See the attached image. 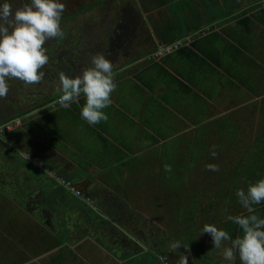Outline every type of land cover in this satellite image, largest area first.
Instances as JSON below:
<instances>
[{"label": "crops", "instance_id": "crops-1", "mask_svg": "<svg viewBox=\"0 0 264 264\" xmlns=\"http://www.w3.org/2000/svg\"><path fill=\"white\" fill-rule=\"evenodd\" d=\"M60 2L65 4L62 39L78 43L77 49L60 50L61 59L80 52L86 58L91 52L103 54L113 64L116 89L111 105L103 110L107 121L96 125L81 118L83 96L63 108L56 103L57 89L46 102L35 104L26 119L18 116L15 141L27 150L29 163L43 166L48 176L53 172L56 178H50L70 183L91 201L70 191L76 200L50 197L48 193L55 192L45 193L44 185L29 191L25 207H17L23 219L38 229L32 233L34 245L31 241L25 252L26 263L63 264L53 260L65 248L53 237L52 220L71 215L74 222L82 216L83 231L89 229L94 239L89 238L88 244L83 232L72 231L67 235L72 243L68 251L77 255L80 249L91 260L118 264L107 250L129 247L130 238L111 226H93L96 217L91 224L86 222L87 206L98 216L116 218L117 224L142 237L137 214L122 205L145 203L142 189L155 188L157 193L162 186L160 156L165 143L176 140L175 148L181 149L182 141L187 150L198 143L209 156L215 146L220 159L229 134L234 138L239 133V140L255 138L258 125L264 124V0ZM99 40L103 41L101 51ZM178 42L182 44L178 49L152 58L163 46ZM239 55L246 60L241 63L242 78ZM248 74L251 81L246 79ZM248 116H256L253 130L243 134ZM13 202L8 199V203H19ZM98 234L106 247L96 240Z\"/></svg>", "mask_w": 264, "mask_h": 264}, {"label": "rangeland", "instance_id": "rangeland-1", "mask_svg": "<svg viewBox=\"0 0 264 264\" xmlns=\"http://www.w3.org/2000/svg\"><path fill=\"white\" fill-rule=\"evenodd\" d=\"M3 2L5 0H0V3ZM7 2L15 9L30 3V0H7ZM62 18L61 22L65 21ZM70 40L50 39L47 43H51V45L53 43L54 50H56L57 44L61 45V50L69 49L71 46L77 49L75 45L78 43ZM76 49L71 50L75 52ZM56 53L53 54L51 51L50 61L56 59ZM243 56L239 55V62H237L241 78L244 72L242 64L246 63ZM251 78V75L248 74L246 79L251 81ZM55 80L58 79H53L51 86L49 84L47 88H44L48 96L59 87ZM247 118L249 123L244 125L243 134L253 130L256 116ZM258 128V134L251 139L244 137L239 140V133L234 138H231L232 136L229 134L226 141L227 149L223 155L219 156L220 159H217V156L207 155L198 143L192 150L183 148L187 145L182 141L181 149L175 148L178 143L176 140L165 143L164 154L160 156L163 167L161 171L162 186L157 189V193H155V188L142 189V194L146 196L144 199L147 200L145 203L122 205L129 209L133 208L130 213L137 214L142 237L135 236L123 224H117L116 218L113 217V220H110L103 214H100V217L93 212V207L87 206L89 213L86 222L91 224L90 219L96 217L98 222L93 223V226L99 224L101 228L111 226L118 233L130 238L128 239L129 247L126 246L115 251L107 247L108 254L109 251L112 252L110 253L112 259H115L118 264H178L180 256L183 254L188 256V264H241L238 255L234 261H226L223 258V250L225 246H228V242H225V245L220 249L214 248L212 237L208 233H203V227L205 224H215L218 229L229 233L234 222L227 220L228 215H232V211H227V186L232 183L236 192L241 189L246 192L250 185L264 179V124L258 125ZM21 129L23 130L24 127ZM25 135L27 134L25 133ZM0 143H4V146L3 144L0 146V180L2 179L5 185L1 191L12 202L15 200L14 195H17L19 199L17 205L2 204L0 225L2 230L9 232L0 231V264H27L26 253L21 252L22 243L27 246L28 241L33 240L32 233L37 234L38 229H34L33 223L23 219L22 212L20 213L17 208L25 207L24 196H28L29 191L41 190L43 185L46 188L43 190L45 193L55 192L54 194L48 193L49 196L65 195L71 199H75V196H72L59 182L60 185H58L57 180L50 178L42 168L36 167L34 164L39 166L37 163L32 161L34 164H30L26 157L21 155L24 150L22 151L19 146L13 147L9 134L4 132L0 135ZM209 164L218 165L219 171L207 170L206 166ZM166 166H170V170H166ZM6 189L9 193L6 192ZM221 199L223 204L218 206L217 203L221 202ZM4 202H8V199H5ZM254 207L255 214L263 218L264 210H259L257 205ZM243 210L245 209L239 202V211ZM243 214L248 215L247 210ZM82 225V216L78 222H74L71 215L68 217L64 215L63 220H52L53 237L65 248L60 254H57L60 257L56 260L53 259L55 262L84 264L87 261L86 264H102L98 260H91V257L88 254H83L80 249V254L77 255H72L71 251H68L72 243L67 235L72 231L74 233L83 232L88 244L91 241L89 238L94 239L93 233L89 229L83 231ZM30 234H32L31 238H29ZM95 238L106 247V241H103L104 237L98 234ZM175 242H180L183 246L173 251L171 244ZM31 244V246L34 245L33 241ZM171 256L174 260L168 259Z\"/></svg>", "mask_w": 264, "mask_h": 264}, {"label": "clouds", "instance_id": "clouds-1", "mask_svg": "<svg viewBox=\"0 0 264 264\" xmlns=\"http://www.w3.org/2000/svg\"><path fill=\"white\" fill-rule=\"evenodd\" d=\"M64 11L65 4L60 0H30V3L15 9L7 0L0 3V98L8 95L9 79H18L25 85H37L43 80L45 74L42 69L49 62L44 45L50 39L64 37L61 28ZM91 64L92 67L75 78L60 74V87L57 89L60 95L56 103L68 108L83 96L86 103L82 107L81 118L90 125H96L108 119L103 110L111 105L116 84L113 64L103 54L94 55ZM214 149L215 146L213 157L216 156ZM28 158L29 155L26 156ZM206 168L219 171L215 164ZM166 170H170V166H166ZM236 195L248 215L229 216L228 220L237 224L243 235L232 239L228 232L212 224H205L203 233L210 234L216 249L228 242L223 250L226 261H234L238 254L241 264H264V218L255 214L254 207L264 202V179L250 185L246 192L238 190ZM181 246L180 242H175L171 249L176 251ZM178 264H188V256L181 254Z\"/></svg>", "mask_w": 264, "mask_h": 264}, {"label": "flooded vegetation", "instance_id": "flooded-vegetation-1", "mask_svg": "<svg viewBox=\"0 0 264 264\" xmlns=\"http://www.w3.org/2000/svg\"><path fill=\"white\" fill-rule=\"evenodd\" d=\"M106 41L108 43L107 39H106ZM49 45H51V43H47V42L44 45V47L46 49V54L49 57V62L42 69V71L45 74L43 80L37 85H25L22 81H19L18 79H9L7 81L8 86H9L8 95L6 98H0V135H2L4 132H6L7 135L9 134L11 137V143H12L13 147H15V148L18 147L15 139L16 140L18 139L19 128H20L16 122L18 119V116H20V117L25 116L24 118L26 119L27 115L33 110V107L35 106V104H38V103L43 104L44 102L47 101L49 96L44 91V88H47L49 86L50 82H53L52 80L55 78L58 79L57 81L55 80V83H57V86H59L58 74L60 75L61 72L63 74L68 73V75L70 77H75L76 73H82L85 69L92 67V64H91L92 57L91 56H94L96 54V53L91 52V54H90L91 58L89 59V58L83 57V55L85 53H81V52L77 53L76 52L78 54V55H76V57L70 55L68 58L65 57V58L61 59L62 53H59L61 50V45L58 46V44H57L56 50H54L55 47L53 46V43H52L51 47H49ZM97 45L99 47L98 48L99 51H101V47L103 46V41L101 42L99 40L97 42ZM51 51L58 52V55H60V56H57L56 59H54L53 61H50ZM87 56H89V55H87ZM77 58H79V59H77ZM57 72H58V74H57ZM52 73H56L55 76H52L53 75ZM24 136H27V135L24 134ZM2 144L4 146V143H2ZM2 144L0 143V146H2ZM21 149H22V147H21ZM23 150H24V154L27 155L28 154L27 150L25 151V149H22V151ZM4 187H5L4 181L1 179L0 180V216L2 213V210H1L2 204L3 203L7 204L8 202H4V201H5V199H9V197L4 196L3 192L1 191V189H3ZM7 187L10 189L9 186H7ZM6 192H8L7 189H6ZM25 197L26 196H24V198ZM3 198H4V200H3ZM20 198L23 199V197H20ZM14 199L16 201H19L17 195H14ZM10 202H12V201L10 200ZM13 203H11V204H13ZM28 222L30 223V221H28ZM9 225H10V223H9ZM12 226H13V224H12ZM29 226H31V224H29ZM0 231H3V233L9 232L8 230L7 231L2 230L1 225H0ZM31 235L32 234H30V237H31ZM147 237L150 238L149 235H147ZM30 242L31 241L29 240L27 243V246L24 243H22L23 248L21 249L22 250L21 252H27L28 251V249L30 247V244H29ZM166 255L169 256L168 254H166ZM168 259L174 260L172 258V256Z\"/></svg>", "mask_w": 264, "mask_h": 264}, {"label": "trees", "instance_id": "trees-1", "mask_svg": "<svg viewBox=\"0 0 264 264\" xmlns=\"http://www.w3.org/2000/svg\"><path fill=\"white\" fill-rule=\"evenodd\" d=\"M234 188L235 187L233 186L232 183H229V186H227V190H228L227 191L228 192L227 193V200H226V203L228 205L227 211H229V212L232 211V215H228V217L229 216H238L239 214L244 215L243 213L246 212V209L243 211H239V198L236 195L237 192L235 191ZM217 196H219V195L217 194ZM224 203H225V201H224ZM217 204H219L218 206H221L223 204V200ZM257 206H259V210H261V209L264 210V202H261V204H259ZM232 207H234V209H232ZM242 208H243V206H242ZM263 218H264V215H263ZM227 220H228V218H227ZM231 227H232V229H231V231L229 230V234L232 237V239H235V238L243 235L242 230L240 229V227L237 224L233 223V225Z\"/></svg>", "mask_w": 264, "mask_h": 264}, {"label": "built area", "instance_id": "built-area-1", "mask_svg": "<svg viewBox=\"0 0 264 264\" xmlns=\"http://www.w3.org/2000/svg\"><path fill=\"white\" fill-rule=\"evenodd\" d=\"M181 45H182L181 42H178V43H173V44L168 45V46H163L159 51H157L155 54L152 55V58H154V59L159 58L166 53H170L171 51L178 49L179 47H181ZM54 104L55 103H52L51 106L54 107ZM41 166H42V164H41ZM42 168H43V166H42ZM44 168H45V170H47L46 167H44ZM49 175L56 178V176L54 175L53 172H50ZM58 180H59V183L61 185H63L68 191L72 192L76 197L82 198L85 202L91 203V201L88 197H85L81 191L75 189L73 186H71L70 183H68L62 179H58Z\"/></svg>", "mask_w": 264, "mask_h": 264}, {"label": "water", "instance_id": "water-1", "mask_svg": "<svg viewBox=\"0 0 264 264\" xmlns=\"http://www.w3.org/2000/svg\"><path fill=\"white\" fill-rule=\"evenodd\" d=\"M57 70V69H56ZM59 72V71H58ZM58 72H57V74H58ZM61 72V71H60ZM62 73V72H61ZM53 74H56V73H53ZM60 75L58 74V77H59Z\"/></svg>", "mask_w": 264, "mask_h": 264}]
</instances>
